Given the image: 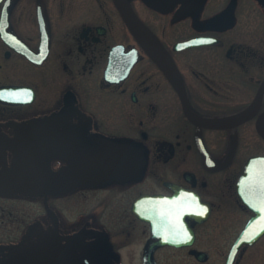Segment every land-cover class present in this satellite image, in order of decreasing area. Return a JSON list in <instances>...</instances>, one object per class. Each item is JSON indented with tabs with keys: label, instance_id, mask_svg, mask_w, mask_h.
I'll return each mask as SVG.
<instances>
[{
	"label": "flooded vegetation",
	"instance_id": "obj_1",
	"mask_svg": "<svg viewBox=\"0 0 264 264\" xmlns=\"http://www.w3.org/2000/svg\"><path fill=\"white\" fill-rule=\"evenodd\" d=\"M0 23V264H264L237 187L264 0H0Z\"/></svg>",
	"mask_w": 264,
	"mask_h": 264
},
{
	"label": "water",
	"instance_id": "obj_2",
	"mask_svg": "<svg viewBox=\"0 0 264 264\" xmlns=\"http://www.w3.org/2000/svg\"><path fill=\"white\" fill-rule=\"evenodd\" d=\"M188 43L189 42L186 41V42H183L182 44L187 45ZM12 90H14V88H12V87H6V88L0 89V94H3V98H1V99L5 100V101H9V102H14L12 100V95H13ZM58 151L59 150L57 149L56 154H58L59 156L62 157V153H58ZM261 159H264V156H262V155L253 156L247 161L245 169H244V171H243V173H242V175L238 181V184H237V187H238V190H239L241 197L243 198L244 202L247 203L249 206H253V205L258 204L259 191L257 190V188L255 186H248L246 183H243V182L248 180V178L250 176V166L253 165V162L261 160ZM251 224L252 223L250 222L248 227H250ZM246 232L247 231H245L244 236H245ZM241 242H242V239L240 238L237 241V243L234 245L233 251L235 250L236 246ZM199 254L200 253H198V255ZM233 255H234V253L231 254V257L229 258L227 264L233 263V259H234Z\"/></svg>",
	"mask_w": 264,
	"mask_h": 264
},
{
	"label": "snow or ice",
	"instance_id": "obj_3",
	"mask_svg": "<svg viewBox=\"0 0 264 264\" xmlns=\"http://www.w3.org/2000/svg\"><path fill=\"white\" fill-rule=\"evenodd\" d=\"M3 23H0V32H3ZM0 98H3V94H0ZM248 186H255L259 191L258 205H253L258 211L264 212V159L253 162L250 166V176L247 181L243 182ZM261 225H264V216L261 217ZM261 231H264V226L261 227Z\"/></svg>",
	"mask_w": 264,
	"mask_h": 264
},
{
	"label": "rangeland",
	"instance_id": "obj_4",
	"mask_svg": "<svg viewBox=\"0 0 264 264\" xmlns=\"http://www.w3.org/2000/svg\"><path fill=\"white\" fill-rule=\"evenodd\" d=\"M54 201L55 202H62V199H60V198H54Z\"/></svg>",
	"mask_w": 264,
	"mask_h": 264
}]
</instances>
